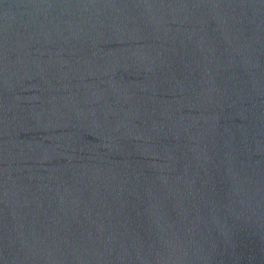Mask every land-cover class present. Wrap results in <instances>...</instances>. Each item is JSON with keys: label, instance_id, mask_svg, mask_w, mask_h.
<instances>
[{"label": "water", "instance_id": "obj_1", "mask_svg": "<svg viewBox=\"0 0 264 264\" xmlns=\"http://www.w3.org/2000/svg\"><path fill=\"white\" fill-rule=\"evenodd\" d=\"M0 264H264V0H0Z\"/></svg>", "mask_w": 264, "mask_h": 264}]
</instances>
